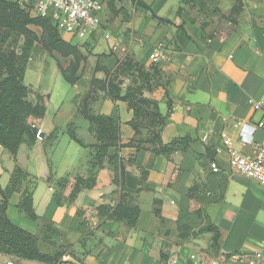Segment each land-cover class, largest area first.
I'll return each mask as SVG.
<instances>
[{
    "label": "crops",
    "instance_id": "crops-1",
    "mask_svg": "<svg viewBox=\"0 0 264 264\" xmlns=\"http://www.w3.org/2000/svg\"><path fill=\"white\" fill-rule=\"evenodd\" d=\"M123 1L132 7L134 16L113 31L115 35L129 37L128 53L135 61L146 69L158 70L156 86L144 95L157 102L164 118L161 141L189 137V150L166 157L148 151L135 152L133 148L120 149L119 156L128 172L139 176L140 170H144L147 174L144 186L149 189L133 195L132 203L140 209L133 228L96 216L97 205H112L119 200V190L113 183L114 166L108 162L95 171L92 188L81 190L72 201H67L75 178L86 176L94 151L90 146L96 144L88 121L78 112L81 98L90 90L91 77H104L102 72H93L86 80L80 77L71 85L77 91L69 100L68 109L63 113L58 109L56 113L64 119L66 131L72 125L75 135V121L87 122L88 138L76 136L86 146L82 147V162L66 166L59 175L31 165L33 159L36 163L39 158L33 155V147L50 137L57 139L56 125L53 123L45 130L44 117L34 122V127L42 132V140L31 145L25 140L15 161L0 147V180H6L0 188L9 183L15 164L27 174L8 201V219L13 224L25 222L16 205L22 191L33 186V209L40 219L24 224L34 225L28 229L37 234L41 219L51 223L53 234L63 240L61 244L67 249L61 256L62 264H211L228 254H264V188L232 170L227 155L230 148L249 157L264 149V130L253 129L264 115V0H242L239 15L232 20L224 18L226 21H219V17L230 14L234 0H202L201 5L196 4L198 0H141L150 10L134 6L130 0ZM152 15L171 24H163ZM103 26L108 29L105 23ZM158 43L164 46V58L153 65L149 54ZM88 44L93 48L96 42ZM100 44L98 41L96 50L109 51L108 45ZM80 50L84 53L83 47ZM120 59L121 54H114L99 61L111 69ZM41 97L33 93L30 100L41 99L44 103ZM250 99L261 102L262 109L253 110L248 104ZM91 109L117 121L120 144L133 137L127 124L133 115L126 103L112 102L98 92ZM23 145L27 147L24 152ZM129 159H133L131 164H127ZM211 161L217 164L218 173L209 170ZM38 178L46 180L48 189L52 188L50 194H44ZM61 178L66 180V187L57 204L54 193L58 192L56 182ZM154 200L160 201L161 219L153 214ZM179 224L186 228V239L180 237ZM207 224L218 230L217 246L213 245L212 231L192 236ZM3 259L5 256L0 255V264H7ZM28 262L32 261L13 260V264Z\"/></svg>",
    "mask_w": 264,
    "mask_h": 264
},
{
    "label": "trees",
    "instance_id": "trees-1",
    "mask_svg": "<svg viewBox=\"0 0 264 264\" xmlns=\"http://www.w3.org/2000/svg\"><path fill=\"white\" fill-rule=\"evenodd\" d=\"M122 0H107V8L113 15H119L122 8H116L115 2ZM185 1V0H184ZM134 6L150 10L141 0H130ZM202 0L196 4L201 5ZM201 7V6H200ZM242 9V0H234L228 16L225 19L232 20L239 15ZM181 8L178 9L179 15ZM163 24H171L169 20L157 18ZM31 27L41 30L38 36ZM21 39L19 52L16 50ZM78 46L64 40L50 18L33 17L17 0H0V147L7 151L15 161L18 150L25 140L33 144L37 129L34 122L42 119L46 108L41 99L36 102L30 100L33 91L24 84V74L30 55L34 49H41L45 53L58 54L61 58H70L67 68L62 69L57 63L58 72L69 85L76 84L81 76L78 73L84 63V53ZM94 73L102 72V79H90V90L84 95L78 106L79 114L88 121L89 130L94 132L96 144L91 145L93 153L88 161L86 176H77L67 201H72L83 189H90L95 184V171L103 167L104 162L114 166V185L119 190V200L114 204H99L95 207L96 216L104 221L122 222L129 228L136 225L140 215V209L132 203L133 195L143 189L147 174L140 170L139 176H134L125 168L119 151L122 148H133L135 152L148 151L153 154H162L169 157L175 152H186L190 148L189 137H176L168 143H163L160 131L164 125V118L158 111L155 100L146 97V92H151L156 86V68L146 69L141 63L135 61L130 54L117 60L111 69L95 64ZM130 78L131 83L123 87L122 78ZM103 93L104 97L112 102H124L132 112V119L127 123L134 135L125 144H120V129L116 120L109 116L95 114L91 104L96 101L97 93ZM145 130V133H143ZM67 133L72 141L81 147H86L79 140L70 124ZM110 150H114L110 153ZM129 159L127 164H131ZM27 177L26 172L15 164L4 189L0 188V255L15 259L34 261L42 264H55L62 256L56 252L54 255L42 252L38 247V237L17 225L13 224L6 215L8 201L13 193L20 188L21 182ZM49 182V179L47 180ZM58 192L54 193V199L60 204V195L66 187V180L61 178L57 182ZM33 186L26 187L22 193L17 210L24 214L30 221L40 218L35 214L32 203ZM153 214L161 219L160 201L154 200ZM45 231H51V223L41 219ZM180 237L186 239V228L179 224ZM56 230H54L55 232ZM206 231H212V242L217 246L219 233L211 224L193 232L195 237Z\"/></svg>",
    "mask_w": 264,
    "mask_h": 264
},
{
    "label": "rangeland",
    "instance_id": "rangeland-1",
    "mask_svg": "<svg viewBox=\"0 0 264 264\" xmlns=\"http://www.w3.org/2000/svg\"><path fill=\"white\" fill-rule=\"evenodd\" d=\"M116 8H122L123 11L119 15H113L108 8H106L104 14V23L108 26V29L113 33H115L114 28L118 27L120 25H124L126 22H128L133 16L134 12L132 10V7L129 4H124V1H117L115 2ZM214 10L216 9V6L214 5ZM214 15H217L216 12H214ZM218 16V15H217ZM219 21H226L224 18L219 17ZM107 28V27H105ZM38 36L41 35L40 29H32ZM124 43L126 45L127 41H129V37L127 39L122 35H119ZM62 38L68 42H71L72 44H79V40L74 38L70 39L68 36L62 35ZM98 41L101 42L100 45H108L107 42H105L102 39V35H99V38L95 37L93 39V42H96L95 46L98 44ZM21 44V39L17 45L16 50L19 52ZM87 45V46H86ZM95 46L92 48L90 47V44H85L83 46L84 48V63L82 64L81 71L79 72L81 75V78L83 80H86V78L90 77L93 73V65H95L97 62L100 64L99 59L100 58H106L114 55L110 52V50H96ZM129 54V53H128ZM56 56V57H55ZM51 55L48 53H45L41 49H34L30 55V60L28 61L27 68L24 74V84L31 88L33 93L40 94L44 99V105L47 110L46 115L43 118V124L44 129L46 130L50 125L53 123L56 125V136L57 139L54 137H50L48 139H45L44 142H38L35 147H33V155H38L39 158L37 159L36 163L34 159L31 162V165L37 166L38 168H41L42 170L48 172L52 171L53 174H61L64 169H66V166H72L78 165L79 162H82L85 156V151L82 147H80L77 143L70 140L69 135L66 131V124L64 119L62 117H59V115H56L59 109V113H63L66 109H68V106L70 105V99L77 91L73 86L69 85L67 82L64 81L60 73L58 72L57 63L61 66L62 69H65L69 65L70 58H61L59 55ZM123 80V87L128 86L131 83L130 78H122ZM76 125V136L79 139L86 140L88 138V133L86 130L87 122L84 119H80V121H75ZM143 133H145V130H143ZM42 138V137H41ZM26 145L22 146V152L25 151ZM46 160V161H45ZM75 167V166H74ZM42 173V172H41ZM41 176V174H38ZM46 180H39L38 182H41L42 184V190L44 194L48 195L51 192L48 189V185H46ZM0 183L2 185L6 184V180L2 178L0 180ZM22 219L28 223L33 224L30 220H28L26 217H24L23 214ZM23 221V222H24ZM24 222V223H25ZM21 221H16L14 224L17 225L20 228H24L30 232L27 224H24ZM41 229L37 232L36 236L38 237V247L42 252L48 253L50 255H54L56 252L64 253L66 252V246L61 244V239H59L58 235H54L51 231H45L42 223ZM34 225L31 226L33 229ZM32 232V231H31ZM15 259V258H14ZM13 259V260H14ZM61 257L58 259V261L55 264L64 263L60 261ZM6 261H9L10 258L5 256V259H3V263ZM28 264H38L37 262H28Z\"/></svg>",
    "mask_w": 264,
    "mask_h": 264
},
{
    "label": "built area",
    "instance_id": "built-area-1",
    "mask_svg": "<svg viewBox=\"0 0 264 264\" xmlns=\"http://www.w3.org/2000/svg\"><path fill=\"white\" fill-rule=\"evenodd\" d=\"M33 17L50 18L52 24L61 35L70 39H78V46H84L93 41L97 35L108 43V49L113 54H128V46L123 39L108 29H103L104 12L107 0H17ZM164 58V46L158 43L151 47L150 63L156 65ZM248 104L255 111L262 109V103L250 99ZM254 130H264V115L253 127ZM41 130L37 129L36 138L41 141ZM230 168L242 176L255 181L264 188V149H260L253 157L240 154L234 149L227 150ZM211 173L220 170L214 161L209 162ZM52 190V188H49ZM7 264H13L12 257ZM194 259V256L190 257ZM211 264H264V254L259 251L250 253H234L220 256Z\"/></svg>",
    "mask_w": 264,
    "mask_h": 264
}]
</instances>
